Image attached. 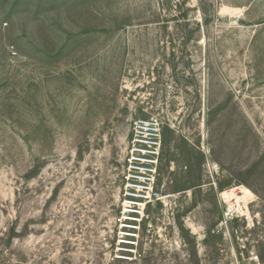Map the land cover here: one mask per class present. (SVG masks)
I'll use <instances>...</instances> for the list:
<instances>
[{
    "label": "rangeland",
    "instance_id": "obj_1",
    "mask_svg": "<svg viewBox=\"0 0 264 264\" xmlns=\"http://www.w3.org/2000/svg\"><path fill=\"white\" fill-rule=\"evenodd\" d=\"M136 120L158 141L135 179ZM251 256L264 0H0V264Z\"/></svg>",
    "mask_w": 264,
    "mask_h": 264
},
{
    "label": "built area",
    "instance_id": "obj_2",
    "mask_svg": "<svg viewBox=\"0 0 264 264\" xmlns=\"http://www.w3.org/2000/svg\"><path fill=\"white\" fill-rule=\"evenodd\" d=\"M133 130L135 133V138L133 139L132 143V151H131V161L130 165L133 169L137 170L134 174H131V178H139L140 172L138 171L143 168L141 167V163H145L147 161H151V157L149 155H154V147L156 146L155 143L158 141L155 130V125L152 121L149 120H136L133 123ZM144 169V168H143ZM139 180L138 184H132L130 183L128 187H132L131 189L134 192H130L129 190H126V196L130 198H139L142 195L139 194L142 192L140 190L138 192L137 188L142 187L143 189H147L146 186L140 183ZM129 189V188H127ZM130 203H134L132 200H130ZM249 264H261L260 260L257 256H251L249 257Z\"/></svg>",
    "mask_w": 264,
    "mask_h": 264
},
{
    "label": "bare ground",
    "instance_id": "obj_3",
    "mask_svg": "<svg viewBox=\"0 0 264 264\" xmlns=\"http://www.w3.org/2000/svg\"><path fill=\"white\" fill-rule=\"evenodd\" d=\"M140 181H141V179H140ZM140 190H138V192H139ZM125 203H127V202H125ZM130 204H132V203H130ZM125 208H129V206L128 205H125Z\"/></svg>",
    "mask_w": 264,
    "mask_h": 264
}]
</instances>
